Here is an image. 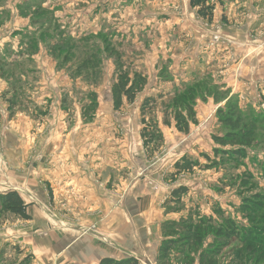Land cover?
<instances>
[{
  "label": "rangeland",
  "instance_id": "obj_1",
  "mask_svg": "<svg viewBox=\"0 0 264 264\" xmlns=\"http://www.w3.org/2000/svg\"><path fill=\"white\" fill-rule=\"evenodd\" d=\"M212 4L210 23L197 15L189 0H0V194L15 191L12 184L16 173L23 172V161L26 167L50 165L49 134L77 128L84 160L101 164L103 192L118 195L123 206L124 196L137 190L145 210L150 194L158 195L162 202L154 207L165 217L158 229L161 239L163 223L189 216L221 221L215 210L239 229L264 222V211H249L251 220L243 206L264 195V0ZM125 73L129 78L144 76L147 84L133 103L114 109L111 89ZM189 92L194 118L191 121L181 110L188 125L185 134L175 126L170 96L182 102ZM158 95L163 99L145 110V123L152 120L162 144L146 152L140 109L146 98ZM232 107L245 126H254L251 145L243 148L246 157L238 164L205 169L211 162L204 154L217 163L215 150L238 149L213 140L226 135L222 122ZM62 120V129L52 124ZM40 135L45 141L33 142L28 151L36 149L29 156L27 138ZM184 156L196 160L201 169L175 174L173 165ZM39 178L45 187L44 203L50 207L33 198L28 186L21 193L31 203L29 212L43 216L40 233L48 232V223L54 229L85 231L81 223L72 228L68 214L74 211L73 220L79 221L85 209L54 205L61 197L48 188L44 175ZM180 187L187 189L180 204L169 203ZM123 211L124 226L133 229L134 221ZM56 213L61 215L58 220L53 218ZM22 222L0 217V264H21L27 255L35 264L33 254L21 249L18 241L26 238L19 234L28 231L18 232L29 224ZM159 246L138 260L140 264H156ZM261 249L251 241L235 243L224 252L221 264H264Z\"/></svg>",
  "mask_w": 264,
  "mask_h": 264
},
{
  "label": "crops",
  "instance_id": "obj_2",
  "mask_svg": "<svg viewBox=\"0 0 264 264\" xmlns=\"http://www.w3.org/2000/svg\"><path fill=\"white\" fill-rule=\"evenodd\" d=\"M79 123L81 121L77 119L75 124L78 125ZM52 124H57L61 129L66 126L63 120L54 121ZM61 131L60 134H57L58 132L55 130L48 136L50 152V158H48L50 165L48 167L38 168L37 163L34 164V167L32 165L26 167L23 165L25 164L24 161L19 159L20 163L23 161V164L20 165L21 168H19L23 172L16 173L17 179L13 184L11 183L14 188L12 190H15L23 198L21 191H23L24 186H28L29 188L25 187V189L31 190L32 192L28 191L33 198L37 199L38 202L42 201L41 204H43L46 202L45 187L43 182H40L39 175H44L48 188L55 190L59 195L58 198L61 197V202L55 199L54 205H64V207L76 205L85 209V213L81 212L84 217L81 216L82 219H78L79 221L73 220L75 212L70 210L68 214L72 219V228L73 225L78 227L76 223H81L82 227L86 225L87 228L79 233L76 229L75 231L73 229L70 231L54 229L48 223V232L40 233L44 227L39 218H43V216L38 215L39 213L36 211L34 213L29 212V207L27 213L31 219L22 222L29 224L26 228L18 231L25 232L28 230L25 234H19L26 237L18 240L22 245L21 249L33 254L35 264H99L105 258L121 260L134 257L140 260L149 253L153 254L161 239L158 231L160 222L165 219L162 210L156 211L154 207V204L158 207L157 202L159 204L162 202L158 195L150 194L149 206L146 210L143 209L145 206L144 199L141 198L137 190H131L129 194H126L124 196L125 205L124 203L123 206L119 205L118 195H110L103 192L101 188L104 175L100 162L95 163L96 159H92L94 163L90 164L84 160L83 153L85 150L81 144H77V134L80 133L78 129H70L67 134L63 130ZM45 139L44 135L28 137L26 154L29 153L31 156L32 151L36 149L33 148L32 151H28L33 142L40 144ZM78 147H81L79 151ZM86 152H91V150ZM110 179L111 177L105 182H109ZM23 200L27 205L31 204L26 199L23 198ZM47 204L44 203L43 205L47 206ZM48 205L51 206V204ZM123 209L134 221L133 229L124 226V218L120 216V212L124 213ZM68 214L63 216L64 219H68L66 217ZM58 216L56 213L53 218L56 217L58 220ZM36 224L39 225V231L36 229ZM29 231L30 234H28Z\"/></svg>",
  "mask_w": 264,
  "mask_h": 264
},
{
  "label": "trees",
  "instance_id": "obj_3",
  "mask_svg": "<svg viewBox=\"0 0 264 264\" xmlns=\"http://www.w3.org/2000/svg\"><path fill=\"white\" fill-rule=\"evenodd\" d=\"M215 0H189V6L197 10V15L201 18L212 22L213 10L215 5L212 4ZM146 78L144 76H133L129 78L128 74H121L118 76L117 81L112 86L111 98L114 109H119L124 102L133 103L136 96L141 93L142 89L146 86ZM190 97L186 98L182 95L183 100L179 102L178 96L172 95L170 103L174 114L175 126L179 132L187 133L188 125L182 115L181 110H186L187 116L193 120L194 112L189 105L192 100V92H189ZM163 99V96L158 95L156 98H146L141 105V115L144 128L140 132L141 140L143 141V147L148 151H156L162 144L161 134L156 129L152 120L149 123H145V110L150 111L156 106L157 100ZM167 109V108H165ZM221 114V111L219 112ZM240 112H235V109L231 108V113L227 115L222 124L227 129L224 137L213 138L216 144L221 147H233L238 146V149L229 150L224 152L221 150H215V157H220L219 162L210 160L208 155L203 157L210 161V165H206L205 169L211 167H218L225 163L238 164L246 157V153L243 148H247L251 145L254 126L252 124L244 125ZM253 122V121H252ZM256 123V119H255ZM166 124V123H165ZM167 125V124H166ZM175 174L191 173L194 168L201 169V166L196 160H193L189 156L182 157L179 161L173 165ZM187 193V189L180 187L171 194V200L169 203L180 204L181 196ZM245 212H254V214L264 211V195L255 196L252 199L245 201L243 205ZM28 205L23 202L19 193L10 191L5 194H0V217H12L20 221L30 220V216L27 213ZM249 213L250 219L253 220V214ZM215 214L218 215L216 221L212 216H204L194 220L191 216L187 219H181L179 222H165L162 224V239L160 240V246L154 257L156 264H221L223 261V254L228 251L235 243L246 244L254 242L258 247H262L259 252V258L264 261V222H261L254 228L239 229L230 219L224 218L220 211L215 210ZM171 230L174 232H166ZM177 233L173 235L172 233ZM207 238H210L208 242ZM31 256L27 255L22 260L21 264H30ZM77 264V263H72ZM99 264H140V261L134 257L113 260L105 258L100 261Z\"/></svg>",
  "mask_w": 264,
  "mask_h": 264
}]
</instances>
